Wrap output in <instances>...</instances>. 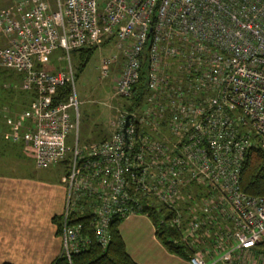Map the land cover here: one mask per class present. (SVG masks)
I'll return each mask as SVG.
<instances>
[{
	"label": "built area",
	"instance_id": "obj_1",
	"mask_svg": "<svg viewBox=\"0 0 264 264\" xmlns=\"http://www.w3.org/2000/svg\"><path fill=\"white\" fill-rule=\"evenodd\" d=\"M0 33V67L20 73L36 102L34 126L9 139L31 145L37 168L68 162L70 264L94 241L109 246L115 218L155 210L161 224L172 214L190 264H264V196L240 188L248 151H264V0H18L0 12ZM106 46L122 53L114 91L128 104L109 137L82 145L72 54ZM57 51L67 64L52 71ZM119 60L102 58V75ZM74 217H88L92 234Z\"/></svg>",
	"mask_w": 264,
	"mask_h": 264
},
{
	"label": "crops",
	"instance_id": "obj_2",
	"mask_svg": "<svg viewBox=\"0 0 264 264\" xmlns=\"http://www.w3.org/2000/svg\"><path fill=\"white\" fill-rule=\"evenodd\" d=\"M2 41L1 37L0 44ZM58 55L61 52H55L50 59ZM122 62L123 57L113 66L117 75ZM0 74L2 88L9 92L7 98L0 99V154L9 150L15 157L22 158L21 152L34 156L31 145L23 139L12 142L8 138L23 137L34 126V95L23 89L20 73L0 67ZM63 179L46 184L0 174V264H53L61 256L62 240L54 218L61 217L66 206ZM119 229L130 257L138 264H190L189 259L166 249L150 217L131 215L123 219Z\"/></svg>",
	"mask_w": 264,
	"mask_h": 264
},
{
	"label": "rangeland",
	"instance_id": "obj_3",
	"mask_svg": "<svg viewBox=\"0 0 264 264\" xmlns=\"http://www.w3.org/2000/svg\"><path fill=\"white\" fill-rule=\"evenodd\" d=\"M17 1L0 0V12L12 7ZM48 1L50 3L53 2V0ZM112 55H118L121 61L122 53L118 52L115 47L106 46L98 49L82 74L77 78L76 88L81 102L79 133L82 145L99 142L109 137L115 130L113 123L116 121L125 104H128L127 99L115 96L114 87L117 73L113 71V67L108 68L110 71L107 75H102L101 60L104 57L107 58ZM58 56L52 60L49 59L51 63L48 68L52 71H56L54 70L55 68H60L59 70H61L66 67L67 60L65 59L64 61L62 59L63 55ZM72 64L77 73L79 62L73 57V54ZM2 77L3 75L0 74V99L9 96V92L2 88V85H4ZM70 143H72L71 139ZM12 152L14 151L8 150L5 155L0 154V174H12L15 177L28 181H38L46 184L60 183L61 179L66 175L65 168L60 164L37 168L34 156L30 152H21L22 158L15 157L12 155Z\"/></svg>",
	"mask_w": 264,
	"mask_h": 264
},
{
	"label": "trees",
	"instance_id": "obj_4",
	"mask_svg": "<svg viewBox=\"0 0 264 264\" xmlns=\"http://www.w3.org/2000/svg\"><path fill=\"white\" fill-rule=\"evenodd\" d=\"M1 37L2 35L0 33V38ZM2 42H5V39ZM3 44H0V47ZM97 50V47H93L73 52V57L79 62L76 73L77 78L82 74ZM142 62L140 81L134 88V96L132 97V104L134 106L142 102L143 96L146 93L147 71L145 56ZM58 94L60 101H66L70 94V85L60 88ZM133 105L128 107L129 111L133 109ZM67 163L68 162L65 161L63 165ZM64 168L66 170V166H64ZM240 188L248 195L264 196V151L262 149L251 148L248 151L246 160L241 169ZM171 215L172 214L166 217L161 224L159 213L156 212V210L151 212V219L158 230L157 235L170 253L189 259L193 251L188 248V243L182 240L181 234L177 229L168 226V221L172 217ZM87 220L88 217H74L72 221L73 223H83L87 227ZM54 221L57 224L58 233L61 235L62 218H54ZM122 221V218H115L112 222L110 226V243L105 250L94 241L88 250L72 255V264H138L130 257L120 233L119 227ZM87 231L92 234V231L88 230V227ZM258 251H264V240L259 244ZM4 264L12 263L6 262ZM53 264H70V262L65 255L61 254Z\"/></svg>",
	"mask_w": 264,
	"mask_h": 264
},
{
	"label": "water",
	"instance_id": "obj_5",
	"mask_svg": "<svg viewBox=\"0 0 264 264\" xmlns=\"http://www.w3.org/2000/svg\"><path fill=\"white\" fill-rule=\"evenodd\" d=\"M130 118H131V116L129 115V116L127 117V124H126V126L129 124V120H130Z\"/></svg>",
	"mask_w": 264,
	"mask_h": 264
}]
</instances>
